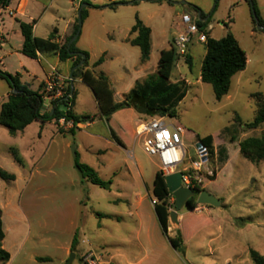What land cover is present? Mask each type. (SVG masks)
I'll return each instance as SVG.
<instances>
[{"label": "rangeland", "instance_id": "1", "mask_svg": "<svg viewBox=\"0 0 264 264\" xmlns=\"http://www.w3.org/2000/svg\"><path fill=\"white\" fill-rule=\"evenodd\" d=\"M49 1L41 0L45 4ZM254 1L261 10L264 0ZM199 2L209 20L206 31L216 40L228 33L236 36L249 60L247 69L239 83L234 80L229 93L232 99L226 96L218 101L210 84L198 82L206 53L205 45L198 44L192 50L194 64L190 66L186 59L171 77L189 89L177 116L154 117L165 118L167 124L185 130L187 158L180 169L198 160L200 138L213 137L215 155L203 170L201 191L221 199L220 206L199 204L200 191L197 209L180 211L182 227L169 218V237H175L180 230L186 250L180 253L172 248L152 204L159 158L144 151L143 139L135 136L138 123L130 114L111 120L104 114L118 102L119 92L144 76L139 66L131 68L134 62L139 64L140 49L125 42V29L133 22L132 8L112 9L105 7L110 4L108 0H85L89 15L76 46L90 55V61L84 79L74 84L77 96L73 113L95 117V124L88 127L89 122H94L89 119L83 122L85 129L77 130L67 121L44 125L34 122L17 136L0 125V168L17 177L15 181L0 177L5 231L2 247L11 255L8 264H66L76 233V259L72 264H254L251 249L264 256V163L252 164L241 155L239 147L247 138H264V125L251 131L243 127L256 116L253 95L264 96V26L258 24L250 6L240 0ZM80 3L56 0L37 29L39 38L46 36L51 24L62 31L77 7L83 5ZM178 9L195 15L187 2ZM260 19L264 23V9ZM167 21H179L177 13L169 14ZM160 27H155L153 36L152 66L161 50L171 48L170 33H163ZM12 37V46H18L17 37ZM101 57L103 65L93 67ZM188 58L192 60L190 54ZM22 61L28 69L41 73L42 65L37 61L26 57ZM125 66H129L128 72ZM101 74L106 81L100 80ZM25 80L29 82L27 77ZM8 90V83L0 79L3 100ZM58 108L63 113L68 110L64 105ZM139 115V120L153 118ZM109 124L123 146L113 141L116 138L110 135ZM74 146L77 157L73 155ZM11 148L19 151L22 165L15 160ZM216 150L225 151V161ZM76 161L92 168L106 185L101 187L83 178L75 167Z\"/></svg>", "mask_w": 264, "mask_h": 264}, {"label": "trees", "instance_id": "2", "mask_svg": "<svg viewBox=\"0 0 264 264\" xmlns=\"http://www.w3.org/2000/svg\"><path fill=\"white\" fill-rule=\"evenodd\" d=\"M7 0H0V9L5 7ZM251 8V12L256 14V20L260 26H264L263 21L260 19V12L257 9L254 0H244ZM85 0L81 1L83 4ZM125 4V2H120ZM115 9L117 3L109 5ZM98 8L96 6H91ZM195 11L200 14L198 19L199 28L205 32L207 36L206 50L207 53L204 57L201 68V82L210 84L213 92L218 101H221L230 92L232 78L243 72L247 67V56L245 51L241 48L239 42L233 34L228 33L222 39L216 40L210 37V33L206 31V15L204 12L195 8ZM88 10L82 9L81 16L82 22L88 17ZM255 18V17H254ZM79 17L76 19V24L73 34L67 39L65 44L59 45L54 42L55 35L52 34L48 39L37 38L33 35V25L21 23V31L24 36V44L21 53L30 58L38 59V54H57L61 62L73 59V67L77 66L82 57L78 55H71V53H83L86 56L85 64L73 73L71 81L68 85V95L70 98L58 101L51 112L43 113V101L39 91L31 90L28 84L21 81L20 74L12 75L0 69V79L5 80L10 89L11 94L8 101L2 105L0 113V125L5 126L11 135L15 136L19 132H23L28 126L34 122H40L42 125L49 121L59 122L65 119L67 122H72L75 128L78 124L86 122L90 119L89 116H77L73 113L74 100L76 98V90L73 88V81L75 79H84L85 69L88 67L90 56L87 52L77 48L78 39L72 44L70 51L68 45L73 37L80 31ZM132 34H137V37L130 41L131 45L139 47L141 51V62L145 63L150 59L152 51L151 30L143 24L141 20L136 19V23L131 30ZM189 57V55H188ZM187 57L188 63L191 66L192 60ZM104 63V57H101L95 62L94 67H99ZM175 53L171 47L169 50H163L157 65V74L150 76L146 81L137 83L135 87L127 94L125 100L116 102L113 106L108 108L104 114L107 119H113L122 114L121 111L133 109L138 113L145 114L151 117L162 114V116L169 115L170 117L177 116V109L180 103L186 98L188 94V87L182 81L173 82L171 77L175 67ZM100 80L106 81L107 77L104 74L99 76ZM257 112L254 120L250 123L243 124L244 130H257L264 125V96L262 94L253 95ZM59 105L67 107V112L59 111ZM240 121V117L238 118ZM109 121V120H108ZM107 121V122H108ZM111 129V135L116 138L114 140L117 144L123 146L118 137L115 135L114 130ZM74 132V130H71ZM234 142V139H232ZM203 147L208 149L209 155H215V148L213 146V137L211 135L200 138L198 140ZM240 153L252 164L264 163V138H247L240 142ZM11 152L15 160L22 165L23 159L17 149L11 148ZM219 158L225 161L224 150L217 151ZM75 167L79 170L83 178L89 179L93 184L104 187L106 183L102 182L97 176L95 171L87 165L80 164L76 161ZM0 177L4 181H15V175L0 169ZM215 177L211 179L214 181ZM153 197L157 200L154 206L155 214L162 229L163 234L167 237L172 248L180 253H185L186 247L183 241L182 233L180 230L176 231L175 237H169V213L170 209L174 206L170 202L171 194L165 183V178L161 172H158L153 181ZM197 208V194L195 197L188 201V210L194 211ZM5 239V231L3 224V212L0 207V264H8L11 260V255L8 251L3 249L2 244ZM77 243V233L71 246V252L75 251ZM250 258L254 264H264V256L258 251L251 249L249 252ZM44 261L45 259H39Z\"/></svg>", "mask_w": 264, "mask_h": 264}, {"label": "crops", "instance_id": "3", "mask_svg": "<svg viewBox=\"0 0 264 264\" xmlns=\"http://www.w3.org/2000/svg\"><path fill=\"white\" fill-rule=\"evenodd\" d=\"M108 1L110 4L111 3H120L123 1L125 2V4H123V5L115 6L116 7L115 9H117L121 6H125V7L131 6V8H132L131 10H132V15H133V22H130V24L125 29L127 31L125 42L130 43L131 40H133L137 37L136 33L135 34L131 33V30H132L133 26L135 25L137 18L139 20H141L143 22V24L145 26H147L148 28H150V30H151L152 51H151L150 59L147 62L142 63L141 62V51H140L139 64H136L134 62L131 66L132 69H136L139 66V68H140L139 73L143 71L144 76L142 78L135 80V82H134V84H132V86L128 85L127 90H123L122 93L119 92L118 102H122L125 100V97L127 96V94L135 87V85L137 83H142V82L146 81L150 76L157 74V65H158V60H159L161 51L170 49L169 48V49L161 50L155 66H152L153 36H154V32H155V27L161 26L163 28L162 29L163 33L165 31H168L170 33L169 44L171 47V43H172L174 36L177 35L181 31V23H180L181 16L185 15V14H189L192 16V14H190L188 11H184V10L180 11L178 9V7L181 4L187 2L188 5L194 9L195 15L192 17L198 18V13L195 11V8L201 9L200 8L201 3L199 2V0H108ZM207 1L209 3H212L215 0H207ZM30 2H32V3H30ZM54 2H56V0H50L49 3H47V4H45L44 2H41V0H12L11 9H13L15 11V13H16L15 17H9L6 13L2 12L0 9V68H2L5 72H8L12 75L20 74L22 83L28 84L30 86L31 90H33V91L41 92V90L44 87V83L47 80V76L49 73V67L50 66L57 67L59 72L65 78H69L71 80V72L73 70L72 67H73V64L75 61L73 59H69L65 62H61L59 59V56L57 54H46V55L38 54V59H36V60L32 59V60L37 61L39 64L42 65V71L40 74L28 69L25 66L24 62L22 61V57H26V56H24L21 53V50H22L23 44H24V36L22 34V31H21V23L32 24L33 25V35L35 37L39 38V36L36 34L37 29L39 28L41 22L44 20L47 12L52 8ZM240 2H245V1L240 0ZM176 3H178V4H176ZM109 5H107L105 7L111 8ZM30 6H31V8H30ZM79 7H80V5L77 7L75 15L71 16L66 21L62 31H60L58 28H55L54 24H51V28L48 32H46L47 33L46 36H40L41 39H48V38H50V36H52V34H54L55 35V38H54L55 43H57L59 45L65 44L67 39L74 32L76 19L78 17V11L80 10ZM40 9H43L42 12L40 11ZM260 9L261 10H259V11H260V13H262V11L264 9V4H262ZM38 10H39V12H38ZM176 13H177V16L179 17V21H175L174 23L171 24L169 21H167V16L169 14H176ZM205 21H206V19H205ZM55 22H56V20H55ZM7 26H8V29H7ZM17 26H18V30L16 29ZM52 30H53V32H52ZM12 36L17 37V39L19 41L18 46H12V44H11V40L13 38ZM210 37L212 38L211 34H210ZM234 37L237 39L236 36H234ZM237 41L239 42L238 39H237ZM239 44H240V42H239ZM199 45H201V44H199ZM204 45L206 47V44H204ZM196 46H198V44H196V43L193 44L191 46L190 52H189V54L192 57L193 64H194V58L192 56V50ZM206 53H207V50H206ZM206 53H205V55H206ZM205 55L203 56V60H204ZM26 58H28V57H26ZM203 60H202V63H203ZM89 61H90V59H89ZM17 63L19 64V66H16ZM248 63H249V60L247 58V66H248ZM93 67H94V63H93ZM124 68L127 72L129 71V66H125ZM201 68H202V64H201ZM201 68L199 71V81H198L199 83L201 82ZM246 69H247V67H246ZM246 69L243 72L236 74L232 78L231 87L233 85L234 80H237L236 82L239 83V81L241 80V75L244 74ZM26 77L29 79L28 80L29 82H27L25 80ZM81 80L82 79H80V78L75 79L73 81V88H74L75 82L81 81ZM173 82H178V81H173ZM127 84L123 85L122 88L124 89L125 86H127ZM230 90H231V88H230ZM10 94H11V89L9 87V90L5 94V99L3 100V98H1V96H0V101H1L0 102V113H1L2 105L8 101ZM76 96H77V93H76ZM227 96H228V99H230V100L232 99V97H230L229 94ZM72 111H73V109H72ZM121 112H122V114H126V115L130 114L131 118H134V122L139 123L140 115L135 110L127 109V110H123ZM89 117L91 120L94 121V122L88 123V127H91L93 124H95V117H91V116H89ZM71 125L74 127L73 123L69 122V126H71ZM27 128L23 132L17 133L16 136L24 133L27 130ZM82 128H84V129L86 128L83 123H80L76 126L77 130H83ZM110 135H111V129H110ZM216 152H217V150H216ZM16 179H17V177L15 176V180ZM217 199H219V198H217ZM219 200L222 202L221 199H219ZM223 204H224V202H223ZM5 206H6V204H5ZM179 220H180L181 227H182V216L181 215L179 217ZM70 250H71V247H70Z\"/></svg>", "mask_w": 264, "mask_h": 264}, {"label": "built area", "instance_id": "4", "mask_svg": "<svg viewBox=\"0 0 264 264\" xmlns=\"http://www.w3.org/2000/svg\"><path fill=\"white\" fill-rule=\"evenodd\" d=\"M12 0H7L5 7L1 11L9 17H15V11L11 9ZM198 18L189 14L181 16V31L174 36L171 47L175 53V67L179 68L180 64L185 62L190 48L193 44H206L207 36L198 26ZM69 78H65L55 66L49 67L47 80L40 94L42 96L43 107L42 112H51L55 104L60 100H68ZM65 119H61L59 123L64 124ZM185 130L175 124H167L165 118L153 117L150 120H140L135 129V136L143 139L144 151L149 156H157L160 160L159 172L163 177L180 172L182 173V187L194 190L199 194L202 190L204 181L203 170L207 169L211 162V156L208 149L203 147L196 148L198 160L193 161L191 165L180 169L187 158V150L184 146L183 135ZM206 159V160H204ZM171 194V193H170ZM171 203L174 197L171 194ZM157 203L153 199L152 204ZM197 209V208H196Z\"/></svg>", "mask_w": 264, "mask_h": 264}, {"label": "water", "instance_id": "5", "mask_svg": "<svg viewBox=\"0 0 264 264\" xmlns=\"http://www.w3.org/2000/svg\"><path fill=\"white\" fill-rule=\"evenodd\" d=\"M82 1V0H80ZM178 4V3H176ZM117 5H123L121 3H117ZM87 6V4H83L78 12V17H79V25L80 27H82V16H81V11L82 9H84ZM253 16L256 19V14L253 12ZM198 18H200V14H198ZM81 30V28H80ZM80 36V31L73 37V39L70 41L69 45H68V51H70L72 44L79 38ZM71 55H78L82 57L81 62L75 66L71 72V79L73 77V73L81 68L85 62H86V56L83 53H71ZM202 144L199 142L197 144V148L201 149L202 148ZM76 146H74L72 148L73 151V155L75 157H77V153H76ZM206 160V159H204ZM165 183L168 187L169 192L172 194V196L175 199V203H174V210H172L169 214V218L171 220V222L176 225L177 227H180V221H179V217H180V211H182L185 208H188V201L196 196V192L194 190H189V189H185L182 187V173L177 172L174 174H171L167 177H165ZM110 185L107 186V189L109 188ZM198 203L202 204V205H211V206H220L221 201L219 199H217L215 196L211 195L210 193H208L207 191H201L199 198H198ZM76 259V253L72 252L70 255L69 260L67 261L66 264H72L73 261Z\"/></svg>", "mask_w": 264, "mask_h": 264}]
</instances>
